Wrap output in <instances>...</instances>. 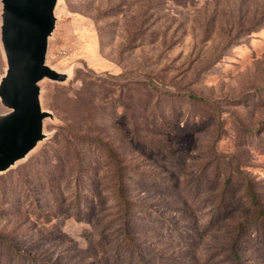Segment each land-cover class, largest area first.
Returning a JSON list of instances; mask_svg holds the SVG:
<instances>
[{"label":"rangeland","instance_id":"obj_1","mask_svg":"<svg viewBox=\"0 0 264 264\" xmlns=\"http://www.w3.org/2000/svg\"><path fill=\"white\" fill-rule=\"evenodd\" d=\"M53 16L61 77L33 83L43 135L0 170V264H264V0Z\"/></svg>","mask_w":264,"mask_h":264},{"label":"water","instance_id":"obj_2","mask_svg":"<svg viewBox=\"0 0 264 264\" xmlns=\"http://www.w3.org/2000/svg\"><path fill=\"white\" fill-rule=\"evenodd\" d=\"M55 0H3V48L7 68L0 78V101L12 109L11 119L0 126V170L22 157L42 137L34 82L42 76L61 75L45 62L47 37L54 24Z\"/></svg>","mask_w":264,"mask_h":264},{"label":"built area","instance_id":"obj_3","mask_svg":"<svg viewBox=\"0 0 264 264\" xmlns=\"http://www.w3.org/2000/svg\"><path fill=\"white\" fill-rule=\"evenodd\" d=\"M61 52H63L64 50H60Z\"/></svg>","mask_w":264,"mask_h":264}]
</instances>
